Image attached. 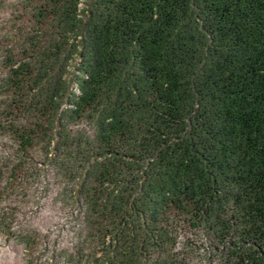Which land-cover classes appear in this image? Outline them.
<instances>
[{
    "label": "trees",
    "instance_id": "trees-1",
    "mask_svg": "<svg viewBox=\"0 0 264 264\" xmlns=\"http://www.w3.org/2000/svg\"><path fill=\"white\" fill-rule=\"evenodd\" d=\"M6 25L0 194L65 178L74 263L264 264V0H15Z\"/></svg>",
    "mask_w": 264,
    "mask_h": 264
},
{
    "label": "rangeland",
    "instance_id": "rangeland-1",
    "mask_svg": "<svg viewBox=\"0 0 264 264\" xmlns=\"http://www.w3.org/2000/svg\"><path fill=\"white\" fill-rule=\"evenodd\" d=\"M15 0H0V38L14 13ZM6 138L0 136V143ZM1 148V147H0ZM36 169L40 175L29 178L23 189L11 197L0 194V216L6 210L12 220L0 224V264H77L70 257L84 237L73 213L71 185L56 170ZM7 172L0 178L5 185ZM8 220V219H7ZM26 234L35 236L36 245L28 246ZM193 264H223L219 256L194 249ZM85 260L81 262L83 264Z\"/></svg>",
    "mask_w": 264,
    "mask_h": 264
}]
</instances>
